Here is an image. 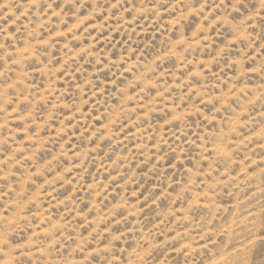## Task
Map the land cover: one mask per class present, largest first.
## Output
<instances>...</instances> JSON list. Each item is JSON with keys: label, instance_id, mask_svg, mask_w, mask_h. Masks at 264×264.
Wrapping results in <instances>:
<instances>
[{"label": "rangeland", "instance_id": "rangeland-1", "mask_svg": "<svg viewBox=\"0 0 264 264\" xmlns=\"http://www.w3.org/2000/svg\"><path fill=\"white\" fill-rule=\"evenodd\" d=\"M0 264H264V0H0Z\"/></svg>", "mask_w": 264, "mask_h": 264}]
</instances>
